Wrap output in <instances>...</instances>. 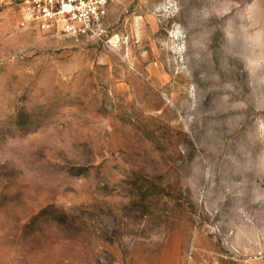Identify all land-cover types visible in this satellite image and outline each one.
I'll list each match as a JSON object with an SVG mask.
<instances>
[{
	"label": "rangeland",
	"instance_id": "rangeland-1",
	"mask_svg": "<svg viewBox=\"0 0 264 264\" xmlns=\"http://www.w3.org/2000/svg\"><path fill=\"white\" fill-rule=\"evenodd\" d=\"M21 6L0 0V264H184L193 240L248 264L264 0H112L102 35Z\"/></svg>",
	"mask_w": 264,
	"mask_h": 264
},
{
	"label": "built area",
	"instance_id": "built-area-1",
	"mask_svg": "<svg viewBox=\"0 0 264 264\" xmlns=\"http://www.w3.org/2000/svg\"><path fill=\"white\" fill-rule=\"evenodd\" d=\"M112 0H22L20 25L33 24L43 30H53L65 35L82 33L102 35ZM193 240L187 250L184 264H226L214 252L198 255ZM248 264L264 261V248L253 250Z\"/></svg>",
	"mask_w": 264,
	"mask_h": 264
}]
</instances>
